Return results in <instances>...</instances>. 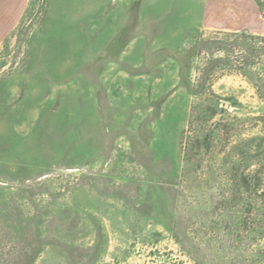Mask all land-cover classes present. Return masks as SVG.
I'll return each instance as SVG.
<instances>
[{
    "label": "rangeland",
    "instance_id": "obj_1",
    "mask_svg": "<svg viewBox=\"0 0 264 264\" xmlns=\"http://www.w3.org/2000/svg\"><path fill=\"white\" fill-rule=\"evenodd\" d=\"M262 94L254 0H31L0 34V264H264L227 224Z\"/></svg>",
    "mask_w": 264,
    "mask_h": 264
},
{
    "label": "trees",
    "instance_id": "obj_2",
    "mask_svg": "<svg viewBox=\"0 0 264 264\" xmlns=\"http://www.w3.org/2000/svg\"><path fill=\"white\" fill-rule=\"evenodd\" d=\"M254 1L260 14L264 17V0ZM261 99L264 100L263 94L261 95ZM213 116L214 114L205 110L203 113H199L194 119L196 123H199L198 126L201 127L202 134L206 133V138L210 135L206 127L208 123L213 121ZM197 146L198 149L206 147L205 143L200 140L197 141ZM236 188V193L239 195L236 198L238 204H233L236 206L239 205L237 208L240 210L237 211L235 220L226 221L234 232L235 237L233 235V242H235L236 238L242 239V237H248L253 233L260 232L261 236L264 235V172L257 175L255 181L250 175L239 177ZM228 220L230 219L228 218ZM236 235L240 236L237 237Z\"/></svg>",
    "mask_w": 264,
    "mask_h": 264
},
{
    "label": "crops",
    "instance_id": "obj_3",
    "mask_svg": "<svg viewBox=\"0 0 264 264\" xmlns=\"http://www.w3.org/2000/svg\"><path fill=\"white\" fill-rule=\"evenodd\" d=\"M31 0H0V34L6 35L20 23ZM210 5L211 2H210ZM236 17L237 14L235 15Z\"/></svg>",
    "mask_w": 264,
    "mask_h": 264
}]
</instances>
